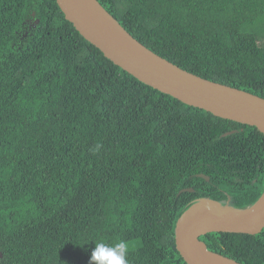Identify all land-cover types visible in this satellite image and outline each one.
<instances>
[{
  "label": "trees",
  "instance_id": "16d2710c",
  "mask_svg": "<svg viewBox=\"0 0 264 264\" xmlns=\"http://www.w3.org/2000/svg\"><path fill=\"white\" fill-rule=\"evenodd\" d=\"M98 1L158 55L264 97V0ZM263 189L255 126L141 82L56 0H0V264H90L101 240L126 241L128 264H187L174 226L194 198L245 207ZM200 238L264 264V228Z\"/></svg>",
  "mask_w": 264,
  "mask_h": 264
},
{
  "label": "water",
  "instance_id": "95a60500",
  "mask_svg": "<svg viewBox=\"0 0 264 264\" xmlns=\"http://www.w3.org/2000/svg\"><path fill=\"white\" fill-rule=\"evenodd\" d=\"M66 20L103 55L141 82L213 115L255 126L264 134V97L179 67L134 38L98 0H56ZM234 130L225 132L231 133ZM208 179L202 173L197 174ZM193 191V188H182ZM264 228V189L245 207L194 198L175 221V246L187 264H242L209 250L208 233L258 234ZM1 256V253H0Z\"/></svg>",
  "mask_w": 264,
  "mask_h": 264
},
{
  "label": "clouds",
  "instance_id": "9594fccd",
  "mask_svg": "<svg viewBox=\"0 0 264 264\" xmlns=\"http://www.w3.org/2000/svg\"><path fill=\"white\" fill-rule=\"evenodd\" d=\"M129 246L126 241H99L91 252L90 264H128Z\"/></svg>",
  "mask_w": 264,
  "mask_h": 264
},
{
  "label": "flooded vegetation",
  "instance_id": "af4514ba",
  "mask_svg": "<svg viewBox=\"0 0 264 264\" xmlns=\"http://www.w3.org/2000/svg\"><path fill=\"white\" fill-rule=\"evenodd\" d=\"M243 129H244V128H243ZM255 181H256V179H253V181H252V182L254 183Z\"/></svg>",
  "mask_w": 264,
  "mask_h": 264
}]
</instances>
